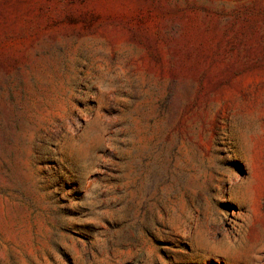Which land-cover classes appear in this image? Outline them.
<instances>
[{
  "label": "rangeland",
  "instance_id": "374dc122",
  "mask_svg": "<svg viewBox=\"0 0 264 264\" xmlns=\"http://www.w3.org/2000/svg\"><path fill=\"white\" fill-rule=\"evenodd\" d=\"M0 264H264V0H0Z\"/></svg>",
  "mask_w": 264,
  "mask_h": 264
}]
</instances>
